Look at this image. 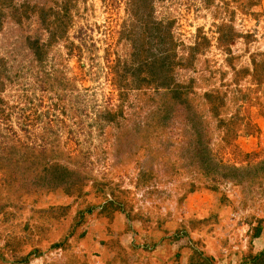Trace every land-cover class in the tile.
<instances>
[{"label":"rangeland","instance_id":"374dc122","mask_svg":"<svg viewBox=\"0 0 264 264\" xmlns=\"http://www.w3.org/2000/svg\"><path fill=\"white\" fill-rule=\"evenodd\" d=\"M0 264H264V0H0Z\"/></svg>","mask_w":264,"mask_h":264}]
</instances>
